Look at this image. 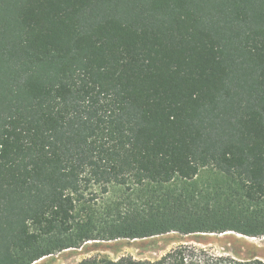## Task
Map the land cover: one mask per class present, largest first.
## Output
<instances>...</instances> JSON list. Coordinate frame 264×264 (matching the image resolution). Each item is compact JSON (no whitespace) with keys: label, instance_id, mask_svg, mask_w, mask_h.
<instances>
[{"label":"trees","instance_id":"1","mask_svg":"<svg viewBox=\"0 0 264 264\" xmlns=\"http://www.w3.org/2000/svg\"><path fill=\"white\" fill-rule=\"evenodd\" d=\"M204 168L236 185L217 213L178 195L102 223L83 198ZM172 231L264 236V0H0V264Z\"/></svg>","mask_w":264,"mask_h":264},{"label":"rangeland","instance_id":"2","mask_svg":"<svg viewBox=\"0 0 264 264\" xmlns=\"http://www.w3.org/2000/svg\"><path fill=\"white\" fill-rule=\"evenodd\" d=\"M236 191V185L224 174L213 168H204L191 180L177 179L162 185H110L105 192L102 185L93 184L84 192L83 198L91 208L94 219L104 223L143 207L161 208L173 204L174 196L178 195H181L178 198L186 207L197 211L212 208L217 213L236 198ZM236 235L243 234L233 231L189 234L172 231L146 238L88 240L79 247L47 255L32 264H83L89 259L116 261L121 257L157 260L179 246L187 247L186 264H213L215 256L264 261V236L251 237L257 241L248 242L238 239Z\"/></svg>","mask_w":264,"mask_h":264},{"label":"bare ground","instance_id":"3","mask_svg":"<svg viewBox=\"0 0 264 264\" xmlns=\"http://www.w3.org/2000/svg\"><path fill=\"white\" fill-rule=\"evenodd\" d=\"M236 237L238 238V239H244V240H246V241H248V242H253V241H257V240H255L254 238H251L250 236L248 237V236H243V235H236ZM257 243V242H256ZM261 244V243H260Z\"/></svg>","mask_w":264,"mask_h":264},{"label":"water","instance_id":"4","mask_svg":"<svg viewBox=\"0 0 264 264\" xmlns=\"http://www.w3.org/2000/svg\"><path fill=\"white\" fill-rule=\"evenodd\" d=\"M227 232H232V231H227Z\"/></svg>","mask_w":264,"mask_h":264}]
</instances>
